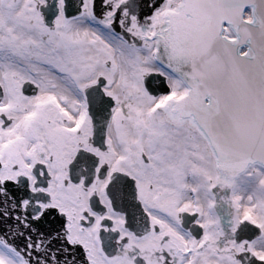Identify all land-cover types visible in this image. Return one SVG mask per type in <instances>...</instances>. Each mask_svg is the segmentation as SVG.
Returning <instances> with one entry per match:
<instances>
[{"label": "snow or ice", "instance_id": "1", "mask_svg": "<svg viewBox=\"0 0 264 264\" xmlns=\"http://www.w3.org/2000/svg\"><path fill=\"white\" fill-rule=\"evenodd\" d=\"M0 264H264V0H0Z\"/></svg>", "mask_w": 264, "mask_h": 264}]
</instances>
